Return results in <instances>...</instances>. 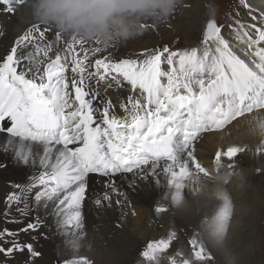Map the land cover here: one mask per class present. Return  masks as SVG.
<instances>
[{
    "label": "snow or ice",
    "instance_id": "snow-or-ice-1",
    "mask_svg": "<svg viewBox=\"0 0 264 264\" xmlns=\"http://www.w3.org/2000/svg\"><path fill=\"white\" fill-rule=\"evenodd\" d=\"M0 3L10 13L16 6L33 9L30 0ZM240 4L250 22L233 18L232 23L220 25L209 20L202 50L170 51L163 46L116 60L98 55L109 47L99 40L66 37L54 25L40 23H31L16 38L0 60V134L5 136L0 152L33 171L26 183L10 184L17 191L5 197L0 264L10 260L34 264L42 255L31 242L36 236L28 241L20 236L36 233L46 238L41 229L50 227L49 216L71 250L78 253L89 246L82 208L93 175L107 178V191L94 200V206L103 209L115 204L122 215L130 200L128 192L116 185L118 175L127 179L126 174H131L127 187L132 191L139 181L163 184L164 198L176 207L184 199L185 188L196 194L212 172L195 155V142L204 133L264 110V9L247 0ZM210 12L214 15L215 10ZM125 86L130 94L120 104L121 115L107 91ZM5 121L10 126L5 127ZM245 150L233 146L223 153L216 151V173L224 167L223 158L229 161L228 169H235L234 158ZM256 154H264V143ZM6 167L0 162V169ZM262 172L264 168L257 169V174ZM233 174H224L225 186ZM215 198L218 211L203 223L212 243L220 246L228 235L234 205L226 187L218 188ZM13 206L18 216L12 214ZM155 211L168 208L157 205ZM8 224L22 227L11 229ZM175 239L177 233L171 231L167 238L150 241L140 253L144 264H160L159 254L168 252ZM188 246V254L177 250L169 264H214L198 235L189 239ZM63 264L91 262L77 256Z\"/></svg>",
    "mask_w": 264,
    "mask_h": 264
},
{
    "label": "bare ground",
    "instance_id": "bare-ground-1",
    "mask_svg": "<svg viewBox=\"0 0 264 264\" xmlns=\"http://www.w3.org/2000/svg\"><path fill=\"white\" fill-rule=\"evenodd\" d=\"M201 1L204 4L205 0H201ZM251 3H254L253 4L254 7H259L261 9L264 8V0H255V2L252 1ZM184 7L186 9L191 10L193 7L191 4V0H185ZM1 10L2 8L0 7V16H3L4 14H2ZM199 11L197 12L195 10L194 12L192 10L190 12H185L182 15H179L180 17L178 16L175 20V23L178 22L175 26H173L174 23L171 22L169 18V20L166 22V26L168 27L167 29H169V31L170 30L177 31V32L179 31L178 35L181 37L184 34L183 33L180 34V31L183 29L188 30L193 25L194 26L199 25L201 29L203 21L197 19L198 18L197 15H200L201 13V10ZM20 14L21 15L19 17V20L17 21V24L15 21H13L8 24L6 23L5 26H0L1 44L3 42L6 43L9 41H15L18 36L23 34L24 30H26L31 23H37L33 18L32 9L29 6L27 5L23 6ZM24 17L27 19L23 20ZM15 18H11V19H15ZM2 19L3 18L0 17V25L3 23L5 24V22L2 23ZM182 19H190L191 22H188V23L186 22L185 24H179V21H181ZM244 22L247 23L248 20H246L245 18ZM158 31H160L159 33L160 35H167V32H168L167 30H161V29H158ZM144 34L150 35V33H147V31ZM197 34L198 33L195 34V32L192 31V34H188L189 36L185 35L187 36L185 38L187 39L190 38L189 41L195 42V39L197 38ZM140 37H138V40L136 41L140 42L141 40L142 45H143L144 44V40L142 39L143 36L141 35ZM150 41L152 40L150 39ZM150 41L147 40V42L145 43H147L148 45L149 43H151ZM181 51H184V50H181ZM117 56H121L120 52L117 54ZM162 67L167 69L166 64H162ZM101 90L103 91V86H101ZM129 94L130 93H129L128 86H125L123 89H120L118 91H114L112 89H109L107 91V96H109L112 99L113 103L116 105L115 110L121 115L123 114V112H122V109L120 108V104L122 102L124 103L127 102L126 97ZM256 111H264V110H255L254 112ZM239 120L240 118L232 122L230 127L227 128L228 130H225V131L224 129L221 131L211 130L207 133L202 134L199 141L195 142V155L197 156L199 161L203 164V166L206 169H208L210 172L216 173L214 155L216 151L222 152L221 138L228 131L236 132L238 130L237 125L239 124ZM4 126L7 127L10 125L7 121H5ZM236 134H238V137L240 139V142L237 144V146L244 147L246 150L240 153L236 158H234V162L236 164L235 169H232V170L228 169L227 164L229 163V161L227 160V158H223L222 163L224 164V167L220 170V173H226L228 171H238L237 172L238 174L239 170L244 171L243 177L247 180V186L245 187L247 188V191L245 195L248 198H253L255 200L256 212L254 215L246 217L241 226L234 227L233 230L236 235L235 236L236 244L234 243L235 241L231 242V246L228 251H221L219 246L212 243L211 238L209 237V234H208V225L203 223V221H205L206 219L210 221L214 212L218 211V208H217L218 201L216 198L214 197L205 198L201 206H197V207L195 206L192 208L191 211H189L191 214H186L188 212H185V209L183 210L178 209L176 206H175L176 210L181 212L183 216H179V217L174 216L173 214H170L169 211H166L163 213H157L155 211V208L157 205L166 206L168 209L173 205L171 203L170 198L169 199L164 198L165 193H166V188L163 186V184L153 183L151 179L148 182L139 181L138 182L139 187H137L135 191H132L128 189L127 187L128 180L131 179V174H126L128 177L127 179L118 175L115 177L116 185L122 191L128 192L129 200H130V204H127L126 206L123 207V212L126 213V215H122L121 207L115 206V204H113V207L103 208V209H98L97 207L94 206V200L96 198L102 197L103 193L107 191V189L105 188V181L107 178L93 175L89 182L87 199L82 208L83 218H84V223H85V231L87 233L84 239L87 241L89 246L81 247L78 253L71 250L69 246H66L65 238L57 233L56 224L54 223L53 218L51 216H49L48 218L50 222V227H51L50 234L54 236V238L52 237L53 241H55V243L58 246V254H59L58 257L61 259H64L66 257H72L70 259H73L77 256L84 257L87 251L90 250L93 257L96 260L100 262L102 261L105 263L112 264L116 262V256L118 255H121V256L124 254L132 255L133 248L141 244V243L139 244L140 239H143L144 246L146 245L145 243H149L151 241L149 240L151 239L150 238L151 235L155 233L156 231L160 230L159 228L160 225H163V229H161L162 234L163 233L167 234V233H170L171 231L176 232V229H178V225L183 224L184 221L187 220L188 222H186L187 223L186 225L193 227L194 230L199 231L201 234H203V237L205 238V244H206L205 246H207V248L210 250L212 255L216 256L217 258L221 260V264H230V262L231 264L249 263L248 262L249 260L246 261L244 259V256L251 254V251L246 249L245 246L251 241H256L257 239L255 240L256 237L254 238L252 233L249 232L247 234L249 227L245 223H250V224H253L254 226H257V223L259 222L260 213L264 214V205L261 203V201H259V200L264 199V179H259L255 175L257 174V169L260 168V162L264 161V154H261V155L256 154V148L261 144L259 140H248V139L241 137L240 133H236ZM4 142H5V136L3 134H0V144H3ZM0 162L7 164L6 168L0 169V177L2 176L6 177L9 173L10 165L13 163L12 156L10 154H5L3 152H0ZM32 171L33 169L25 167L24 175L19 176L18 177L19 179L16 178L17 180H13L10 184L26 183ZM250 184L251 186L249 187ZM13 191H17V190L14 189ZM183 191H184V198H191L193 196L192 194L189 193L188 188H185ZM229 194H230L232 203L234 205V210H235L236 203H237V197H235L236 196L235 194H233V196L231 195V193ZM4 208L5 207L3 208L0 207V213L4 211ZM14 208L15 206H13L12 214L14 216H18L19 214L15 212ZM184 214L188 216L185 217ZM233 214H234V217H233L234 219L236 218V213H233ZM189 215H191L192 217H190ZM133 217H136V219H133ZM181 217H184V219H182ZM0 224H4L2 216H0ZM149 224H151L152 226L151 229H150ZM10 225L15 226L16 224H10ZM198 226L202 227V229L198 230L199 228ZM263 227H264V222H263ZM203 228L206 230H204ZM258 229L260 232H264V228H261V226ZM143 232H146V234L144 235V237H140L142 236V234H144ZM165 237H167V235ZM178 244L180 245L179 241H173L170 250H173L175 248L178 249L179 248L177 246ZM50 255H51V250L48 249L44 257L46 259L41 260L40 263L50 264V262H47L48 259L50 258Z\"/></svg>",
    "mask_w": 264,
    "mask_h": 264
},
{
    "label": "rangeland",
    "instance_id": "rangeland-1",
    "mask_svg": "<svg viewBox=\"0 0 264 264\" xmlns=\"http://www.w3.org/2000/svg\"><path fill=\"white\" fill-rule=\"evenodd\" d=\"M252 1L255 2V0H247L248 3H251ZM32 2H33V0H30V3H32ZM258 3H259V1H258ZM191 4L193 6L192 9L191 10L190 9H186L184 7L185 6V0H182V4L176 10V12L170 17V20H171V22L174 23L173 26H175L178 23V22L175 23V20H176V18L179 15H182L185 12H190L192 10L194 12H195V10L197 12L199 10H201L202 15H201V13H200V15H197L198 16L197 19L203 21L201 29H200L199 25H196V26L193 25L188 30H186V29L185 30L184 29L181 30L180 34L181 33L184 34L181 37V36L178 35L179 31L178 32L177 31H173V30L169 31V29H167L168 27L166 26V23L165 24H161L159 26H155L154 25V27H149L148 29H146L147 33H150V35L149 34H143L142 35L143 36L142 39L144 40V44H143L144 46L142 45L141 40H140V42L136 41V40H138V38H136V39L130 40L131 42L128 41V43L125 42V43L111 45L101 55H110L111 57L115 58L116 60L123 59V58H136V57L140 56V54L142 52H144L146 49L149 50V51H155V50L158 49L159 46H168L170 51L191 50L192 48H198V49L202 50L203 45L201 44V41L203 39V33L205 31L206 24H207V22L209 20H215L220 25H227V24L232 23L233 22V18L241 19L242 21H244L245 18H246V20H248V22H250L249 17L247 15V11H246L245 7L242 4H240V0H205L204 4H203V2L201 0H191ZM251 4L253 5L254 3H251ZM0 7L2 8V10H1L2 14H4L3 16H0V17L3 18L2 19V23L5 22V24L3 23L0 26H5L6 23L8 24V23H11L13 21H15L16 24H17V21L19 20V17L21 15L20 12L22 11V7L23 6H16L17 10L15 11V13L8 12L7 11V5H4V4L0 3ZM210 9H214L215 10L214 15L210 12ZM19 10H20V12H19ZM237 13H239V16H237ZM10 17L11 18H15V19H11ZM26 19L27 18H25V17L23 18V20H26ZM8 21H10V22H8ZM186 22L187 23L191 22V20L190 19H182L181 21H179V24H185ZM149 25H151V24H149ZM158 29L167 30L168 31L167 35H160L159 34L160 31H158ZM192 31L195 32V34L198 33L197 34V38L195 39V42L189 41L190 38H188V39L185 38V37H187L185 35L192 34ZM224 31L227 32V28H225ZM48 35H49L50 38L54 39V36H53L52 33H49ZM65 36L67 37V35H65ZM150 39L152 41H150ZM147 40L151 42L148 45H147V43H145V42H147ZM13 43H14V41H9V42H6V43L3 42L1 44V41H0V45H1L0 46V59H3L6 56V54L10 51L11 47L13 46ZM59 46L63 47L62 44H60ZM119 52H120L121 56H117V54ZM122 54H123V56H122ZM98 55H100V54H98ZM165 55H167V54H165ZM230 125H226L225 128H224V131L228 130L227 128H229ZM221 130H223V129H220L219 131H221ZM226 133L221 138V150H222V153L224 151H226L227 148H229V147L237 146V144L240 142L238 134H236V133H239L238 130L236 132L235 131H233V132L228 131ZM253 154H254V152H253ZM249 159H251V158H249ZM16 166L17 165L15 163H12L10 165V169H9L8 175L6 177H4V176L0 177V180H1L0 181V196L2 197V198L0 197V207H2V208L5 207V203L2 202V201L5 200V197L8 194V191L10 192V191L14 190V189H12L10 187V183L13 180L19 179L18 177L21 176V175H24V173H25V167L19 166L21 168L20 169L18 166L17 167ZM260 168H264V161L260 162ZM241 172L244 173V171H239V173L237 175L240 176ZM255 175L259 179H264V172L261 173V174H255ZM241 179L244 181L243 187L245 188L247 186V180L243 176L241 177ZM239 182L240 181H236L233 178L232 179V183L227 184L225 186L227 192L231 193L232 196H233V194L236 195L235 197H238L240 195L241 188H240ZM250 186H251V184L249 185V187ZM189 193L191 194L190 191H189ZM214 198H215V196H214ZM204 199L205 198L197 199L190 208L185 209V212H188L186 214H191L189 211H191L193 207L201 206L202 203L204 202ZM259 201H261V203L264 205V199L259 200ZM168 211H169L170 214H173L174 216H178V217L179 216H183L181 212L176 210V207L174 205H172L168 209ZM41 213H43V211ZM234 213H236V209L234 210ZM186 214H184L185 217L188 216V215L186 216ZM41 215H43V214H41ZM189 216L192 217L191 215H189ZM233 217H234V214H233ZM233 217H232L231 226H230L229 232H228V235L231 236V242L235 241V236H236L233 229H234V227L236 225L237 217L234 218V219H233ZM181 218L184 219V217H181ZM262 218H263V220H262ZM133 219H136V217H133ZM186 222H188V221L187 220L184 221V223L181 224V225H178V229H176V232L179 235L177 234V239H175L174 241H179L180 245L179 244L177 245L179 248L178 249L175 248L173 250L169 249L168 252L159 254L160 257H161L160 264H169V257H171L177 250H180V251L184 252L185 254H188L189 251H190L189 250V246H188V241L194 235H198V236L200 235L199 236L200 239L203 240V242L205 244V238L203 237V234H201L199 231L194 230L193 227H190V226L186 225L187 224ZM263 222H264V214L260 213L259 222L257 223V226H254L253 224H250V223H245L249 227V229L247 231V234L250 232V233L253 234L254 238L256 237L255 240L257 239L256 241H251L250 243H248L245 246L246 249L251 251V254H248V255L244 256V259L246 261L249 260L248 261L249 263H247V264H259V262H260V264H264V255H263L264 254V235H263L264 232H260L259 229H258L260 226H261V228H264L263 227ZM47 224L50 226L49 220L47 221ZM4 226H5L4 224H0V228H3ZM149 226H150V229H151V227H152L151 224H149ZM180 226H182L183 228L180 227ZM7 227H9L11 229H15V228H18V227H22V225L16 224L14 226V225L8 224ZM159 228H160V230L156 231L155 233H153L151 235V237H150L151 239H149V240L153 241V240H157V239H161V238H167L165 236L166 235L168 236L170 233H167V234L163 233L164 234L163 235L162 234V230H161V229H163V225H160ZM199 229H202V227H199L198 230ZM50 230H51V227L50 228L48 227V228H42L41 229V232L46 233V238H45V236H41V235L36 234V233H32L30 235L21 234V236H20V240L21 241L30 240V236L31 235H35L36 236V239L34 241H31V242L34 244L36 250L39 251L40 253H42V255L40 257L36 258L34 264L35 263L36 264H41L40 263L41 260H45L46 259L44 257H45L46 251H48V249L51 250L50 258L47 261V262H50V264H63V262L65 260H69L70 258H72V257H66L64 259H61V258L58 257L59 256V254H58V246L55 243V241H53L54 236L50 234ZM204 230H206V229H204ZM143 233L144 234H142V236H140V237H144L146 232H143ZM139 241H140L139 244L140 243L141 244L137 245L138 247L136 246L135 248H133L132 255L131 254H124L122 256L118 255V256H116V262L117 263L114 262L112 264H140V263L144 264V262L142 261V259L140 257V253H141V251L143 249H145V247H146V245L148 243H145L146 245L144 246L143 239H140ZM234 243L236 244V241ZM206 248H207V246H206ZM207 250L210 251L208 248H207ZM255 250L258 251V252H256ZM258 253H259V255H258ZM212 256L214 257V264H221V260L219 258H217L214 255H212ZM84 257H86L91 262V264H111V263H105V262H102V261L100 262V261L96 260L93 257V255H92L90 250L87 251V253L84 255ZM3 259H4V257L2 255H0V260H3ZM21 259H26V255L24 257H22ZM246 261H245V263H246ZM8 264H18V262L16 260H10L8 262Z\"/></svg>",
    "mask_w": 264,
    "mask_h": 264
},
{
    "label": "clouds",
    "instance_id": "clouds-1",
    "mask_svg": "<svg viewBox=\"0 0 264 264\" xmlns=\"http://www.w3.org/2000/svg\"><path fill=\"white\" fill-rule=\"evenodd\" d=\"M182 4V0H33L32 15L37 23L54 25L65 35H77L88 41L99 40L106 45L125 43L144 34L143 25L165 24ZM237 129L240 136L264 143V111H256L241 117ZM240 171V170H239ZM234 171L228 184L234 178L240 181L241 193L236 203V225L241 226L246 217L256 212V202L245 193L244 181ZM225 173H212L191 198H184L178 209H188L197 199L210 198L225 187ZM231 236L227 235L221 251H228Z\"/></svg>",
    "mask_w": 264,
    "mask_h": 264
},
{
    "label": "water",
    "instance_id": "water-1",
    "mask_svg": "<svg viewBox=\"0 0 264 264\" xmlns=\"http://www.w3.org/2000/svg\"><path fill=\"white\" fill-rule=\"evenodd\" d=\"M161 47H163V46H159L158 49L161 48Z\"/></svg>",
    "mask_w": 264,
    "mask_h": 264
}]
</instances>
